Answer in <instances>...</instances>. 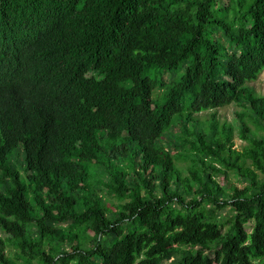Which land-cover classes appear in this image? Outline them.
Returning a JSON list of instances; mask_svg holds the SVG:
<instances>
[{"label":"trees","instance_id":"obj_1","mask_svg":"<svg viewBox=\"0 0 264 264\" xmlns=\"http://www.w3.org/2000/svg\"><path fill=\"white\" fill-rule=\"evenodd\" d=\"M263 70L264 0H0V233L16 259L264 264V97L245 87ZM230 104L240 151L230 126L191 119Z\"/></svg>","mask_w":264,"mask_h":264},{"label":"rangeland","instance_id":"obj_2","mask_svg":"<svg viewBox=\"0 0 264 264\" xmlns=\"http://www.w3.org/2000/svg\"><path fill=\"white\" fill-rule=\"evenodd\" d=\"M219 3H223V1H219ZM245 87H247L254 95L256 96H260V97H264V70L258 75L257 79L253 82L250 83H246ZM159 94V90H155L154 91V97H156ZM239 109L238 107H236L233 104L221 107V108H217L214 110H208V111H204L198 114H194L192 115L191 119L196 124V129L202 128L204 129L211 121H213L217 128H220L221 124H225L227 126L231 127V142L233 145V149L236 151H240L242 149V147L246 144L244 141L238 139V130H239V124H238V120L237 117L235 115L236 112H238ZM189 130H192L191 127L188 126ZM250 130L253 132L252 127H250ZM250 135H254V136H260L261 134L259 132H257L256 134H250ZM180 133L178 131V127H174L172 128L170 131H168V134L166 133L164 135L165 139L162 140V144L164 145V147L166 146L167 142L169 141V144L171 145L172 143L174 144H178L180 143V139L179 138ZM247 136L249 137V134H247ZM170 145L166 146V149L168 150H172L171 148H167ZM188 148H181L179 149L176 153H172V157L174 160V167L176 168L177 172L179 173V175L181 177H185L187 176V174L190 172L191 168L193 165H195L196 163H194L193 159L194 156L187 150ZM20 153L18 152L16 154V156L14 155L12 158L19 160L20 158ZM130 161H137L139 162V158L136 157L134 158V156L131 154L129 157ZM193 162V163H192ZM20 174H21V168L20 167H16ZM91 174H92V180L93 183L95 184L96 181L98 180V177H100L102 179V182L105 181L106 176L103 173L101 168H97L96 170L93 169L91 170ZM96 180V181H95ZM215 181L217 182V184L223 188L224 190H226V187H228V185H235L236 181L232 176H228V179L225 181V186L222 185V177L218 176ZM237 185V184H236ZM97 193H99V191H96ZM100 195H102L103 198H105V203L106 205L115 207L118 206V202H116L114 199H112L111 197H108L100 191ZM135 227H137L135 225ZM131 229V228H130ZM0 238H5V257L6 259L12 263V264H23V262L20 259H16V257L18 256V258L20 257L18 254V251L15 249V246H13L12 243L7 242L6 238L7 236H4L3 234L0 233ZM77 241L79 242V247L82 248L84 247L87 242L89 241V236L87 235H83L81 232L78 233L77 235ZM84 240V242H82ZM114 241V238H112L111 236L108 237L105 241V245L109 246L111 244V242ZM65 245H60L57 244L54 246L53 250L51 251L52 254L55 253H59L61 250L68 248V245H70L69 243L65 242Z\"/></svg>","mask_w":264,"mask_h":264}]
</instances>
